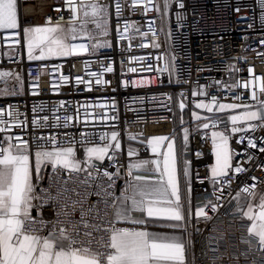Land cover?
Masks as SVG:
<instances>
[{
  "label": "built area",
  "instance_id": "obj_1",
  "mask_svg": "<svg viewBox=\"0 0 264 264\" xmlns=\"http://www.w3.org/2000/svg\"><path fill=\"white\" fill-rule=\"evenodd\" d=\"M35 7L38 2H45L47 10L42 15H35L31 18L29 24L32 25H68L74 18L71 15V8L66 0H27V3ZM123 3V0H121ZM163 2V0H161ZM185 4L183 10L179 9L178 3H173L171 7L164 8V23L159 20L152 25L153 32H150L146 22L147 17H159L160 13L151 8L144 14H140L141 8L145 6L144 0L140 4H129L119 18L117 23L115 15V0H76L77 13L75 24H83L85 20L83 5L100 3L108 4V34L106 36H97L96 43H106L109 47H102L93 55L92 50L84 52L79 56L64 57L44 61H26L23 57L24 37L21 35L18 39L20 43H14L7 39L12 31L4 30L0 32V67L7 65L10 61L7 59V52L14 50L16 56L13 61L18 65L24 83L25 91L22 95L0 98V113L7 124V132L0 133V138L11 136V139L4 142L0 139V146L6 149L8 145L13 148L22 147L20 141H28L31 147V155H35L34 137L37 135L56 137V140L48 150H58L68 145L62 143L65 139L71 138L76 133L75 139L80 140L79 133H94L93 143H73L74 149L88 147H104L105 141L99 139L101 132L110 134L113 131L119 133L118 139L122 148L115 154L122 161L120 166L121 178L115 180L112 188L115 196L119 195L122 183H126L127 170L125 164H129L132 156L127 155L128 145L132 142L138 143L136 154L139 158H150L152 156L147 138L154 135H169L173 127V115L178 102L185 105V109L192 112L195 105L199 102H209L213 98L218 103L230 102L239 103L234 97L237 91L234 87L231 91L224 87L222 91H217L216 87L209 88L214 81L225 82L229 80V65L239 68L237 83H242L240 78H245L250 87L247 90H241L240 95L251 104L252 77L255 74V91L260 98L259 84L264 76V59L258 54L264 53V4L261 0H182ZM135 9V14L132 13ZM181 15L183 19L177 21L176 16ZM88 19L90 30L96 29L94 18ZM124 23L129 24L127 31L123 32L124 39L121 40V29ZM24 24H21L23 29ZM139 27L140 31H136ZM159 29V30H158ZM71 43H93L88 37L76 38ZM143 45V46H142ZM155 45H159L156 47ZM238 61V63H237ZM151 64L155 70L148 72L143 69ZM168 64V69L164 66ZM75 65V67H73ZM105 67H112V72H105ZM129 67H136V73L128 72ZM251 68L252 72L247 71ZM89 72L101 73L102 79L111 81L107 88L96 85L94 78L89 76ZM61 75L70 76L68 84H64L60 79ZM83 77L85 80H92V91L87 90L85 84L75 86V78ZM129 82L127 88L123 83ZM135 82L137 86H132ZM143 82V83H141ZM57 84L60 87L53 90L52 85ZM199 86L200 94L193 95ZM102 89V90H98ZM115 89V91H113ZM36 92L38 94L33 95ZM114 98L115 110L105 109L98 106L101 100L111 104ZM65 102L61 106L60 102ZM92 105L90 108L80 107L79 114L76 107L79 105ZM71 105V107L69 106ZM35 106L36 111L33 112ZM55 109V111H53ZM85 111L88 116L85 117ZM107 112L109 117L117 116L116 120H100L96 114ZM20 115L16 116L15 113ZM73 117L68 121L69 127H54L53 125H63L64 116ZM47 117L45 121L43 118ZM34 120H39L40 124H47L48 127H39ZM16 121H23L19 126ZM208 129L201 125L199 133L190 132V141L185 148L183 159L191 162L192 176V204L193 208L198 210L203 207L207 210L210 203L217 205L216 212H209L211 219L206 223H200L201 232L196 233L191 225L188 229V235H192V246L189 249V261L195 257L194 264H259L264 260V252L258 250V240L249 235L248 229L250 222L242 215L243 210L238 211L237 195L252 199L249 193L244 191L245 187L252 189V192L258 193L261 189V178H264V153H259L257 149L247 148V140L243 144L237 142L240 134H233L230 138V144L237 152L251 153L249 160L246 155H237L233 164H239L241 167L251 168L252 172L247 170L236 173L238 179H234L223 197L219 200V186L214 192L212 190L211 166L214 155L211 154V132L224 131L230 129L231 122L228 115H219L207 118ZM256 123V122H252ZM171 125L170 131L164 130L160 133L150 132L153 129L161 128L163 125ZM215 124V127L213 125ZM192 125V124H191ZM237 126H240L237 125ZM193 129L195 128L192 125ZM249 131H251L249 129ZM67 134V135H65ZM195 139H192V136ZM255 136H264V133L256 131ZM135 136V140L128 138ZM204 137H207L205 140ZM111 142V141H110ZM115 143V142H112ZM258 146L259 143H258ZM200 151L202 155L194 157L193 152ZM100 164V177L97 183L107 184V178L103 177V172L115 173L117 167L110 165V161L105 157ZM199 173L200 179L196 178L195 173ZM88 170L79 173V179L83 180ZM93 176L97 173L93 172ZM77 176L72 173V177ZM254 176L256 179H247ZM52 169L44 179L39 181V187L36 191L39 193L41 188L47 190L52 182ZM61 179L68 180V188H75L83 193L84 188L81 184H73L67 172H64ZM203 179L204 183L200 180ZM242 181V183H240ZM239 183V187L237 184ZM93 186H89L88 191H93ZM53 196L56 195V188L51 189ZM66 197L70 201L65 205L61 198L59 203L47 202L42 211L34 208L33 218L41 216L46 221L57 220V212L66 211L71 208V201L78 197L74 192L68 191ZM101 197L91 195L84 205L89 204L103 210L104 205H97ZM111 203H116L112 197H109ZM35 203H39L36 201ZM107 208L106 215L102 211L101 215L105 219L114 221L117 228H128L136 230H145L139 226L131 224H121L115 220V209ZM80 205H76V212L72 216L73 220H80ZM66 220L67 217H61ZM92 223H99L96 220V214L92 213L89 217ZM195 225V219L193 220ZM50 235V233H45ZM107 239V237H105ZM95 246V245H94Z\"/></svg>",
  "mask_w": 264,
  "mask_h": 264
},
{
  "label": "snow or ice",
  "instance_id": "obj_2",
  "mask_svg": "<svg viewBox=\"0 0 264 264\" xmlns=\"http://www.w3.org/2000/svg\"><path fill=\"white\" fill-rule=\"evenodd\" d=\"M141 0H115V9L117 23H120V17L129 4H140ZM66 3L71 8V15L74 17L70 23L75 25V18L77 13L76 0H66ZM173 3H178L179 9L183 10L185 4L182 0H144L145 6L141 8L140 14L144 15L149 8L153 11L159 12V17H147L146 22L149 26V31L153 32L152 25L157 23H164V8H169ZM264 4V0H261ZM82 7L92 9V17L95 20L96 29L100 31L96 34L88 32V38L93 41L91 44L85 43H71V40L76 39L77 29L73 26L71 29L62 27L59 23L55 26L46 27H25L21 29L18 17V0H0V32L4 30H18L12 31L8 34L7 39L14 43H20L18 39L21 35L26 40L27 44V59L28 61H44L54 57H72L79 56L84 52L92 50V54H97V50L102 47H109L106 43H96L97 35L106 36L108 34V12L110 5L108 4H91L83 5ZM135 14V9H132ZM85 20L80 26L81 34H84V29L89 22L87 17L89 13L84 12ZM177 21H181V15L176 16ZM264 19V17H262ZM129 28L128 23H124L121 29L120 39L123 40V32ZM159 30V29H158ZM136 31H140L137 27ZM155 35V32H153ZM264 43V40L260 41ZM143 46V45H142ZM159 47V45H155ZM264 59V53L258 54ZM238 63V61H237ZM75 67V65H73ZM168 64H165L164 69H168ZM229 80L225 82L214 81L208 87H216L217 91H222L227 87L229 91L234 87L237 91L234 93V99L239 103H219L218 108L222 112L225 109L243 108V115H232L230 117L231 127L225 128L224 131L211 132V154L215 157V164L211 166V180L212 190L215 192L219 186V200L223 197L224 192L228 191L223 187L224 184L231 185L236 173L247 170L252 172L251 168L241 167L239 164L234 165L233 160L237 155H246L251 160V153L237 152L230 145V138L233 134H240L237 137V142L243 144L247 140V148L257 149L259 153H264V136H255L256 131L264 133V76L260 79L259 92L260 98L257 97L255 87V74L252 77L251 92L252 100L255 104L248 102L244 96L240 95L241 90L249 89L250 85L245 78H240L243 82L237 83V77L241 71L239 68H234L229 65ZM148 72L155 70L154 66L148 64L145 69ZM105 72H112V67H105ZM136 67H129L128 72L136 73ZM247 71L252 72L249 68ZM89 76L94 78L96 85H101L107 88L111 81L102 79L101 73L89 72ZM11 77L15 83L20 85L22 91L23 81L21 77L9 71L0 72V79ZM60 79L64 84H68L71 79L70 76L61 75ZM143 83V82H141ZM85 84L88 91H92V80H85L83 77L75 78V86ZM127 88L129 82L125 81L122 85ZM132 86H137L135 82ZM60 85L53 84V90H56ZM102 90V89H98ZM115 91V89H113ZM8 94V90L0 91V95ZM10 94H19L18 91L13 90ZM33 95L38 93L33 92ZM193 95L200 94L199 86ZM61 106L65 102H60ZM213 104H217L215 98L212 99ZM71 107V105H69ZM98 106L105 109L115 110L114 98L111 104L101 100ZM80 107L90 108L92 105H79L76 107V112L79 114ZM181 109L185 107L183 103L179 105ZM197 109L207 108L208 112H212V108L203 103L195 105ZM255 108L256 110H253ZM36 111L35 106L33 112ZM55 111V109L53 110ZM16 116L20 113L16 112ZM85 117L88 112L85 111ZM100 120H116L117 116L109 117L107 112L96 114ZM193 115H195L193 113ZM197 121H200V116H195ZM45 121L47 117L43 118ZM63 125H53L54 127H69L68 121L72 120L71 116H64ZM238 122L240 126H237ZM256 122V123H252ZM24 123L23 121H16V125ZM39 127H48L47 124H40L39 120H34ZM204 129L209 128L208 123H203ZM215 127V124L213 125ZM201 125L196 124L193 129L191 123L185 127L183 135V143L176 147V140L170 135H155L148 141L151 153L150 159H141L136 164H125L127 176L131 177L126 181L124 188L125 195L123 197L115 196L112 185L115 180L121 178L120 166L122 161L116 156V152L121 150L122 145L118 139L119 133L113 131L110 137L107 133L101 132L99 139L105 141L104 147L88 148L89 160L88 173L83 180L79 179V173L83 171V165L76 161L75 152L71 146L73 143H93L94 133L81 132L80 140L75 139L76 133L72 134L71 138L65 139L62 143L67 144V147H61L58 150H48L49 147L56 140L55 136L51 138L47 136L37 135L34 137L35 144V162L34 165L30 162L31 147L28 141H20L22 147L16 148L13 151V145H9L7 149L0 146V264H186L185 253L186 247L192 246V235L189 233L185 240L183 237L173 235H165L147 230H136L128 228H117L114 226V221L105 219L101 215L103 211L106 215L107 208L112 197L116 203H111V207L115 209V220L123 219L126 223L146 228L149 225V219L141 218L134 219L130 213L139 212L146 213L147 218H154L162 221H169L167 227L183 228L188 232L189 226L192 225L196 233L202 231L198 227L200 223H206L211 219L209 212H216L217 205L210 203L207 210L203 207L196 210L193 214L191 200L188 192L191 190V179L193 170L191 169V162L183 159L185 155V148L190 141V132L199 133ZM249 129L251 131H249ZM7 124L3 119V114L0 113V133L7 132ZM67 135V134H65ZM195 139L193 135L191 137ZM4 142L11 139V136H6ZM135 140V136L128 138ZM206 140L207 137H204ZM111 141V142H110ZM115 142V143H112ZM258 143L260 146H258ZM7 153V154H5ZM136 150L129 147L127 155L133 156ZM202 155L200 151H194L193 156L199 157ZM93 156L95 160H93ZM107 157L110 165H115L117 171L110 173L103 172V177L107 178L108 183H97L101 179L100 164ZM178 163L181 165L179 169L178 178ZM51 167L53 177L47 190L41 188L38 193L36 189L40 186L39 181L43 179L44 173L48 167ZM133 169H144L145 173L155 176L153 180H149L145 175L134 174ZM64 172H67L73 184L79 183L83 186L84 191L81 193L75 188H68V180L61 179ZM97 175L93 176L92 173ZM72 173L77 176L72 177ZM196 178L200 179L199 173H195ZM247 179H256L250 176ZM204 183V180H200ZM242 183V181L240 182ZM89 186H93V191H88ZM56 188V195L53 196L51 189ZM239 187V183L237 184ZM261 190L264 191V178H261ZM183 189V198L181 195ZM72 191L78 197L77 200L71 201V208L66 211L57 212V220L46 221L41 216L36 219L32 216V209L36 208L42 211L45 203L51 201L59 203L61 198L64 199L65 205L70 201V197H66L65 193ZM244 191L259 200V209L257 211L252 203L247 202L246 205H237V210L241 211L244 206L247 207L246 212L242 215L250 222L248 229L249 235L258 240V250L264 252V195H259L252 192V189L245 187ZM131 192L129 196L128 193ZM91 195L101 197L97 201V205L103 204L104 209L101 210L91 204L87 208L84 205L87 203ZM131 200V207L128 206V201ZM239 200V197L237 198ZM39 201V203H34ZM80 207V220H73L72 216L76 212V205ZM92 213L96 214V220L99 223H92L89 219ZM66 216V220L61 217ZM195 219V225L192 224ZM50 233L46 235L45 233ZM107 237V239L105 238ZM95 245V246H94ZM195 257L188 261V264H194ZM254 264L256 262L254 261ZM259 264H264V260Z\"/></svg>",
  "mask_w": 264,
  "mask_h": 264
},
{
  "label": "crops",
  "instance_id": "obj_3",
  "mask_svg": "<svg viewBox=\"0 0 264 264\" xmlns=\"http://www.w3.org/2000/svg\"><path fill=\"white\" fill-rule=\"evenodd\" d=\"M35 7H32V5L29 3H27V0H18V17H19V23L20 25L23 23L25 27H46V26H55V25H32L29 24L31 21V18H33V16L35 15H42L46 10H47V6L46 3H36ZM92 9L89 8H85L84 12L87 11L88 13L91 11ZM109 14V12H108ZM82 24H68V25H61L62 27L71 29L73 26L76 27L77 32H76V38H83V37H88L87 33L88 32H92L93 34H96L99 32L98 29H94V30H90L89 27H87L88 29H84V34H81V26ZM99 36V35H97ZM71 41V39H70ZM23 57L26 61H28L27 59V44H26V40L24 39V50H23ZM16 56V52L14 50H10L7 52V59L10 61L7 65L0 67V72H4V71H9L12 73H16L18 74L22 81H23V87H22V91H20V85L15 83V81L11 78V77H6L4 79H0V91L7 89L8 90V94H4V95H0V98H7V97H13V96H18V95H22L25 91V83H24V79L21 75V73L19 72L18 69V65H16L13 61L14 57ZM59 58H64V57H54L51 59H59ZM48 59V60H51ZM13 90L18 91L19 94H10L13 92ZM199 103H203L208 105L209 107H211L213 110L212 112H208L207 108H199L197 109L196 107H194V109L192 110V112H190V116L192 119V125L196 126L197 123H199L200 125H203V123L206 122L207 118L209 117H213V116H219V115H228L229 117H231L232 115H243L244 109L243 108H236V109H225L224 111H220L218 108V104H213L212 101L209 102H199ZM222 103H230V102H222ZM253 110H256L255 108H253ZM193 113L195 115H193ZM199 115L200 116V121H197L195 116ZM242 122H238L237 125H239ZM220 131V130H219ZM155 136V135H154ZM153 138V136L149 137L146 139V141L148 142L149 140H151ZM176 140V139H175ZM189 144V143H188ZM138 145V143L136 142H132L128 145V148L131 147L133 149L136 150V146ZM231 145V144H230ZM188 146V145H187ZM9 147V145L6 147V149ZM176 147L179 148V145L176 141ZM20 148V147H17ZM92 148H96V147H92ZM16 148H13V151H15ZM7 154V153H5ZM153 156V154H152ZM152 156L150 158H152ZM2 158V157H0ZM150 158H139L137 157V154L135 153L132 156V159L129 162L130 164H136L139 163L141 159H150ZM95 160V159H93ZM30 162L34 165L35 162V155H31L30 156ZM215 164V157H213V163L212 166ZM181 165L178 163V178H179V169H180ZM51 167L49 166L47 168V171L44 173L43 175V179L46 177L48 170ZM86 169L83 168V170H88V167H85ZM133 173L134 174H141V175H145L147 179L149 180H153L156 177L152 176L150 174L145 173L144 169H133ZM128 180L131 179V177H128ZM192 179H191V190L188 192V196L191 200V206H192V212L194 214V212L196 211V209L193 208V204H192V197H193V190H192ZM126 186V183H122L121 184V188L119 191V197H123L125 195L124 192V188ZM259 195H264V191H262L261 189L258 191ZM128 195H131V192L128 193ZM181 195L183 198V189H181ZM239 197V203L240 205H246V199L242 196V195H237V198ZM248 203H252L254 208L259 209V200L254 197L252 199H247ZM35 203V202H34ZM128 206L131 207V200L129 199L128 201ZM243 212L247 211V207L244 206L242 208ZM34 211V208L32 209V213ZM130 215L134 218V219H141V218H145V219H149V225L147 226V228L145 230L147 231H151V232H156V233H160V234H165V235H173V236H177V237H183L185 240L188 238V232H185L183 228H172V227H167L166 225H168L169 223H175V222H169V221H162V220H157L154 218H147L146 217V213L145 214H141L139 212H132L130 213ZM118 223L121 224H128L126 223L123 219L117 221ZM193 223V222H192ZM191 226V225H190ZM189 226V227H190ZM185 260H186V264H188L189 261V248L186 247V253H185Z\"/></svg>",
  "mask_w": 264,
  "mask_h": 264
},
{
  "label": "rangeland",
  "instance_id": "obj_4",
  "mask_svg": "<svg viewBox=\"0 0 264 264\" xmlns=\"http://www.w3.org/2000/svg\"><path fill=\"white\" fill-rule=\"evenodd\" d=\"M91 13H92V10L89 12V16L87 18H93ZM105 15L108 16V12H106ZM94 25H95V22H94ZM87 27H88V24L85 26V29H88ZM180 104H181L180 102L176 104V110L173 115L172 132L171 134H169L170 136H173L176 139L179 146L183 143V135H184L185 127H188L189 122L190 123L192 122L191 116L189 114L190 112L187 111L185 107L181 109L179 107ZM88 148H92V147H88ZM88 148H80V149L73 148L75 152V156H76V161L78 163H81L84 169H86L85 167H88V164H87V161L89 160V155L87 151ZM92 159H95V157L93 156Z\"/></svg>",
  "mask_w": 264,
  "mask_h": 264
},
{
  "label": "bare ground",
  "instance_id": "obj_5",
  "mask_svg": "<svg viewBox=\"0 0 264 264\" xmlns=\"http://www.w3.org/2000/svg\"><path fill=\"white\" fill-rule=\"evenodd\" d=\"M38 3V2H37ZM40 3H43V2H39V4ZM170 127H171V125H163V126H161V128H157V129H153V131H151L150 130V132H154V133H160L161 131H165V132H169L170 131Z\"/></svg>",
  "mask_w": 264,
  "mask_h": 264
}]
</instances>
